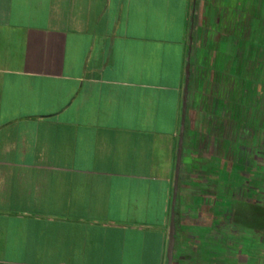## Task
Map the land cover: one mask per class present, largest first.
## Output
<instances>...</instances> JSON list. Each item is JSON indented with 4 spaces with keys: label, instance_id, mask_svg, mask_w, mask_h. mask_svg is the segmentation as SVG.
Listing matches in <instances>:
<instances>
[{
    "label": "crops",
    "instance_id": "obj_1",
    "mask_svg": "<svg viewBox=\"0 0 264 264\" xmlns=\"http://www.w3.org/2000/svg\"><path fill=\"white\" fill-rule=\"evenodd\" d=\"M252 3L0 0V264H241Z\"/></svg>",
    "mask_w": 264,
    "mask_h": 264
},
{
    "label": "rangeland",
    "instance_id": "obj_2",
    "mask_svg": "<svg viewBox=\"0 0 264 264\" xmlns=\"http://www.w3.org/2000/svg\"><path fill=\"white\" fill-rule=\"evenodd\" d=\"M256 11V53H257V128L264 134V0H251ZM262 122V123H261ZM263 124V126H262ZM260 147L257 144V148ZM260 149V148H259ZM257 179L253 183L256 193L251 203L242 200L239 219L241 264H264V167L259 161L264 159V149L257 150ZM263 161V160H262ZM237 221V220H236Z\"/></svg>",
    "mask_w": 264,
    "mask_h": 264
},
{
    "label": "water",
    "instance_id": "obj_3",
    "mask_svg": "<svg viewBox=\"0 0 264 264\" xmlns=\"http://www.w3.org/2000/svg\"><path fill=\"white\" fill-rule=\"evenodd\" d=\"M189 75V65L186 67V76ZM186 95V92L185 94ZM185 100L186 96L184 97V106L185 108ZM182 139L180 136V142L178 146V154H177V161L175 166V177H174V190H173V197H172V204H171V215H170V229H169V242L167 247V264H171L172 261V255H173V249L175 244V224H174V206L176 201V191H177V184H178V178H179V167H180V157H181V151H182Z\"/></svg>",
    "mask_w": 264,
    "mask_h": 264
},
{
    "label": "flooded vegetation",
    "instance_id": "obj_4",
    "mask_svg": "<svg viewBox=\"0 0 264 264\" xmlns=\"http://www.w3.org/2000/svg\"><path fill=\"white\" fill-rule=\"evenodd\" d=\"M262 122L264 121L262 118H259ZM261 122V123H262ZM263 126V124H262ZM257 131H258V137H257V144L260 146L257 148V150H263L264 149V138L262 137V131L260 128H257ZM260 148V149H259ZM264 160V159H261V161ZM260 161V162H261Z\"/></svg>",
    "mask_w": 264,
    "mask_h": 264
}]
</instances>
